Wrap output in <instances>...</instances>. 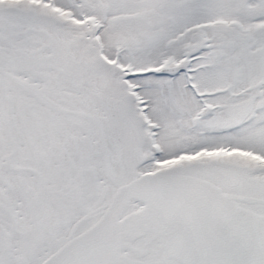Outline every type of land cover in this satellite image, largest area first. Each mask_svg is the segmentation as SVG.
Returning a JSON list of instances; mask_svg holds the SVG:
<instances>
[{"label":"snow or ice","instance_id":"obj_1","mask_svg":"<svg viewBox=\"0 0 264 264\" xmlns=\"http://www.w3.org/2000/svg\"><path fill=\"white\" fill-rule=\"evenodd\" d=\"M0 264H264V0H0Z\"/></svg>","mask_w":264,"mask_h":264}]
</instances>
